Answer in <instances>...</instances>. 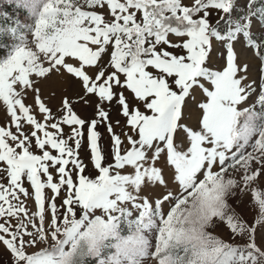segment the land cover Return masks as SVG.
I'll return each mask as SVG.
<instances>
[{
    "label": "snow or ice",
    "instance_id": "snow-or-ice-1",
    "mask_svg": "<svg viewBox=\"0 0 264 264\" xmlns=\"http://www.w3.org/2000/svg\"><path fill=\"white\" fill-rule=\"evenodd\" d=\"M10 6L27 19L0 11L6 264H264L255 239L264 225V3L247 0L238 17L236 0ZM214 41L226 50L219 68L209 62ZM236 43L258 60L257 78ZM53 74L79 86V101L97 98L93 118H81L68 96L53 112L54 95L46 100L38 87ZM197 92L189 126L184 113ZM113 103L123 125L104 107ZM245 195L258 209L253 225L237 211ZM217 227L247 239L224 241L209 230Z\"/></svg>",
    "mask_w": 264,
    "mask_h": 264
},
{
    "label": "rangeland",
    "instance_id": "rangeland-1",
    "mask_svg": "<svg viewBox=\"0 0 264 264\" xmlns=\"http://www.w3.org/2000/svg\"><path fill=\"white\" fill-rule=\"evenodd\" d=\"M11 0H0V11H6L12 14H15L16 16H20L22 20L27 19V13L17 11L14 7L10 6ZM262 3H264V0H261ZM247 0H236V11L234 12V16L238 17L241 15V9L246 10ZM225 26L222 24L221 29L223 30ZM234 50L240 55V58L245 60L249 65V73L250 78H257L259 75V62L255 58H253L251 52H246L242 46L239 43H236L234 45ZM226 50L223 48L222 44L219 42L213 43L212 51L210 53V66L213 68H219L222 63H224V55L222 53H225ZM105 60L108 59L107 56L104 57ZM38 87H40L42 91V96L46 100L49 96H53L54 98L49 103V107L52 108L53 112L57 111V108L60 104V100L62 96H68L70 99H72L73 103L72 106L75 110V112L81 117L86 120H90L93 118L94 112H95V104L97 103V98L95 96L90 97L91 103L85 104L82 101L78 100V97L83 95V92L80 90L79 86L72 87L70 84V77L65 76L63 78L53 74L49 80L46 81H40L38 83ZM127 95V93H126ZM196 98L190 99L188 101V107L185 110L184 113V120L183 122L188 124L189 126H195L197 124V116H198V108H197V102L201 100V95L199 92L193 94ZM25 103L28 105H32L33 103V97L31 93L28 95V97L25 100ZM104 107L109 110L110 117L113 121L116 119L121 120V124L123 125L124 118L122 116H119L117 113V107L115 103H113L111 106L105 104ZM4 123V112L3 109L0 108V124ZM98 131L101 133V145L103 147L104 153L107 155L109 151L110 146V138L109 134L107 133L105 127L103 125L98 127ZM115 131L117 133L121 132V127H116ZM65 132H68V128H65ZM81 157H83L84 162L88 163V153L86 150H81ZM110 159V158H109ZM89 172L92 175H95V173L91 172L92 165H88ZM261 190L264 191V186H260ZM159 191H164L163 188L159 189ZM143 194L148 195L149 198H151L156 193H153L151 191H145ZM47 195H51L50 192L47 193ZM63 196V193H61V197ZM23 199V198H22ZM244 200V207L237 208V211L242 215L243 219L249 224L253 225L254 221L257 220L258 217V209L255 206L254 202L252 201V198L250 195H245L243 197ZM60 203V199L57 200V204ZM239 203V201H237ZM26 207H29L31 210H34L33 207V201L27 200L26 201ZM168 206L165 205V211H167ZM2 222V221H0ZM15 223V221H13ZM256 233H255V239L257 244H260L264 246V225H256ZM212 231L214 235L217 237L223 239L224 241L242 245L244 241L247 239L246 237L241 238L240 236H236L234 239L229 235V232L224 227H217L209 229ZM31 251V249H29ZM8 260L7 254H0V264H6ZM148 264H153L152 261H149Z\"/></svg>",
    "mask_w": 264,
    "mask_h": 264
}]
</instances>
